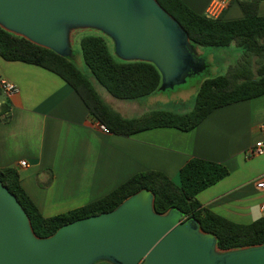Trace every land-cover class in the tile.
<instances>
[{
    "label": "crops",
    "instance_id": "0c3cea01",
    "mask_svg": "<svg viewBox=\"0 0 264 264\" xmlns=\"http://www.w3.org/2000/svg\"><path fill=\"white\" fill-rule=\"evenodd\" d=\"M183 1L210 17L244 15L239 0H224L227 5L213 13L214 0ZM258 12L264 14V0ZM2 79L18 91L7 94L0 86V167L18 170L23 189L42 215L85 205L141 171L160 170L175 178L191 157L229 170L197 194L203 207L238 223L264 215V190L256 185L264 177V153L251 154L255 143L264 141V94L217 108L188 131L164 126L125 136L97 127L73 87L44 67L0 56ZM127 101L116 108L135 117L131 113L140 103Z\"/></svg>",
    "mask_w": 264,
    "mask_h": 264
},
{
    "label": "water",
    "instance_id": "95a60500",
    "mask_svg": "<svg viewBox=\"0 0 264 264\" xmlns=\"http://www.w3.org/2000/svg\"><path fill=\"white\" fill-rule=\"evenodd\" d=\"M0 26L69 57L73 29L108 36L125 61L152 62L159 90L202 72L187 32L157 0H0ZM264 264V243L221 250L197 219L154 208L140 189L114 209L75 219L39 237L16 196L0 181V264Z\"/></svg>",
    "mask_w": 264,
    "mask_h": 264
},
{
    "label": "trees",
    "instance_id": "16d2710c",
    "mask_svg": "<svg viewBox=\"0 0 264 264\" xmlns=\"http://www.w3.org/2000/svg\"><path fill=\"white\" fill-rule=\"evenodd\" d=\"M187 32L191 43L200 47H225L235 43L242 49L240 59L224 74L202 79L194 105L187 112L155 109L140 116L126 117L101 97L92 79L69 57L40 46L0 26V56L44 67L70 84L86 105L93 121L104 124L112 133L131 135L154 127H175L188 131L213 110L264 94V14H259L262 0H239L243 17H210L191 9L183 0H157ZM82 59L91 76L114 98L133 100L159 90L161 74L148 61H125L114 54L105 36L87 33L79 40ZM229 174L219 162L191 157L175 178L160 170L135 173L104 196L80 207L44 216L23 189L15 167H0V181L11 191L26 211L33 231L39 237L52 235L61 225L75 219L114 209L140 189L154 194V208L165 213L172 207L184 217L198 220L200 227L216 236L221 250L264 243V215L250 223L234 222L201 205L197 194ZM95 264H112L98 261Z\"/></svg>",
    "mask_w": 264,
    "mask_h": 264
},
{
    "label": "rangeland",
    "instance_id": "374dc122",
    "mask_svg": "<svg viewBox=\"0 0 264 264\" xmlns=\"http://www.w3.org/2000/svg\"><path fill=\"white\" fill-rule=\"evenodd\" d=\"M87 33H99L92 29H73L71 33V54L69 58L86 74L90 76L93 84L102 98L112 108L118 111L116 108L117 103H129L127 100H120L111 96L104 87L98 84L91 76L88 67L85 65L82 55L79 40L81 36ZM103 34V33H102ZM104 35V34H103ZM107 39L111 50L113 43L111 39L104 35ZM201 56L204 58L206 67L197 74H191L185 78V81L181 84L175 85L172 88L166 90H158L148 96L138 98L137 101L140 106L131 114L140 116L144 112L165 109L176 112H187L192 109L194 105V99L198 90L199 81L205 77H211L219 74H224L230 65L235 64L242 55V49L235 43L225 47H200ZM199 53V52H198ZM120 112V111H118ZM121 114H126L122 113Z\"/></svg>",
    "mask_w": 264,
    "mask_h": 264
},
{
    "label": "built area",
    "instance_id": "2783aa9c",
    "mask_svg": "<svg viewBox=\"0 0 264 264\" xmlns=\"http://www.w3.org/2000/svg\"><path fill=\"white\" fill-rule=\"evenodd\" d=\"M227 5L226 1L224 0H214L212 5H211V13H213L216 9H221L223 7H225ZM0 86H1V89L9 94V93H15L18 91V87L16 84H14L13 82L11 81H8V80H5V79H2L0 81ZM94 124L99 127L102 131L104 132H110V130L104 125V124H101L100 122L98 121H94ZM260 128L264 130V123H262L260 125ZM264 153V141H257L255 143V147L252 149L251 151V154L252 155H261ZM20 164L22 166H25L26 165V161L25 160H22L20 161ZM257 187L261 188L262 190H264V177L261 178L258 182H257ZM261 208L264 209V203H262L261 205Z\"/></svg>",
    "mask_w": 264,
    "mask_h": 264
}]
</instances>
